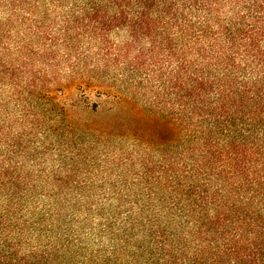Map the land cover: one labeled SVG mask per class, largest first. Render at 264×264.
<instances>
[{
	"label": "trees",
	"instance_id": "obj_1",
	"mask_svg": "<svg viewBox=\"0 0 264 264\" xmlns=\"http://www.w3.org/2000/svg\"><path fill=\"white\" fill-rule=\"evenodd\" d=\"M0 199V264H264V0H0Z\"/></svg>",
	"mask_w": 264,
	"mask_h": 264
},
{
	"label": "rangeland",
	"instance_id": "obj_2",
	"mask_svg": "<svg viewBox=\"0 0 264 264\" xmlns=\"http://www.w3.org/2000/svg\"><path fill=\"white\" fill-rule=\"evenodd\" d=\"M77 97V94H73L72 96H70V95H66V96H64V97H62V100L66 103V106L68 107V109H71L72 111H75V113L77 114V113H80V115H82V116H87L88 114V112L90 111L89 109H86V110H84L82 107H78L77 109H74L72 106H71V103L73 102V98L75 99ZM93 99V101H95L96 100V98L94 97V98H92ZM0 204H1V199H0ZM96 223L97 222H99V220H96L95 221ZM98 238H94L93 237V235H89V236H87L86 237V239H85V241H86V243H88L89 245H93L94 243H96L95 242V240H97ZM98 242V241H97ZM101 243H107L108 242V240L106 239V240H102V241H100Z\"/></svg>",
	"mask_w": 264,
	"mask_h": 264
}]
</instances>
